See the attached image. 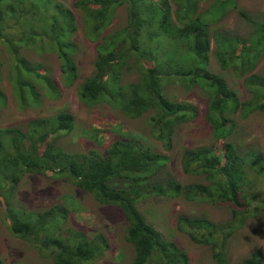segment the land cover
<instances>
[{"label":"trees","instance_id":"1","mask_svg":"<svg viewBox=\"0 0 264 264\" xmlns=\"http://www.w3.org/2000/svg\"><path fill=\"white\" fill-rule=\"evenodd\" d=\"M199 2L74 0L73 8L83 19L86 38L97 43L94 74L78 86V97L86 105L109 103L134 120L150 115L147 122L154 136L170 144L176 128L195 119L198 107L191 101L169 99L166 87L179 83L206 94L205 117L215 142L209 148L186 150L181 157L183 172L203 178L205 184L182 185L166 178L170 157L146 148L139 135L124 133L127 131L120 124L122 139L105 156L95 150L73 154L50 143L75 129V117L65 112L33 120L25 130L0 129V200L10 215V232L49 257L52 264H94L110 247L103 234L91 239L82 231L65 229L70 214L67 208L42 213L12 209L13 192L27 174L62 180L92 194L103 205L121 209L127 222L126 240L134 250L129 264H190L188 254L147 221L138 207L145 200L175 198L229 208L231 218L225 223L206 218L178 221L180 231L212 248L217 264H228V241L257 215L261 207L255 205L264 206V194L258 193V187H264V157L252 151L241 153L233 141L236 114L248 117L264 112V71L262 76L245 80L253 99L242 102L225 76L210 68L214 56L224 71L239 77L253 72L264 53V23L252 22L256 30L249 41L213 31L212 22L237 9L236 2L219 0L203 14ZM121 7L127 8V25L112 32ZM241 15L245 17L243 12ZM77 30L75 12L58 0H0V45L11 57L10 82L20 104L41 105L39 84L51 98L59 94L47 72L27 60L23 51L56 54L64 86L77 82L78 47L73 41ZM125 68L136 70L139 81L122 85ZM6 102L0 89V112ZM105 137L106 133L100 138ZM94 139L99 137H91ZM120 260H124L122 254L117 255V264ZM243 264H264V256L255 252Z\"/></svg>","mask_w":264,"mask_h":264},{"label":"rangeland","instance_id":"2","mask_svg":"<svg viewBox=\"0 0 264 264\" xmlns=\"http://www.w3.org/2000/svg\"><path fill=\"white\" fill-rule=\"evenodd\" d=\"M58 1L71 8L77 17L78 30L73 41L78 47V53L75 56L78 80L70 87L64 86L61 61L56 54L40 55L34 50L23 51L27 60L41 66L42 73L47 72V76L53 80L59 91L57 97L51 98L46 93L45 87L39 84L37 92L41 95V105L23 106L14 95L10 82L11 57L6 48L0 45L2 80L0 89L7 96V102L0 112V129L25 130L33 120L50 118L60 112H65L75 117V129L58 137L55 141L52 139L50 143L56 147L79 155L95 150L105 156L107 149L115 141L122 139L119 130L123 128L127 131L124 133L139 135L146 148L170 157L171 161L164 170L165 175L169 176L166 178H173L182 185L205 184L203 178L190 176L183 172L181 157L186 150L209 148L215 142L205 117L208 104L206 94L198 87L186 89L179 83H170L166 87L169 99L179 102L191 101L198 107L195 119L176 128L170 144L154 136L152 127L147 122L150 115L134 120L127 118L109 103L86 105L78 97V86L94 74L97 43L86 38L83 19L80 13L73 8L74 0ZM218 1L200 0L199 13H205ZM235 2L237 9L233 8L221 20L212 22L213 31L217 30L223 34L249 41L256 30L252 22L264 23V0H235ZM173 9L176 10L174 5ZM241 12L245 14V17L241 15ZM127 22V8L121 7L116 11L110 31L114 32L126 27ZM212 48L215 50L213 39ZM211 61L210 68L225 76L229 87L239 94L242 102L252 101L253 95L248 90L245 80L253 75L257 77L263 75L264 53L260 56L257 67L245 77L222 70L214 56ZM133 64L134 62H131V67ZM139 78L136 70L129 72L125 68L121 74V84L136 83ZM234 120L237 129L233 141L240 146L241 153L252 151L264 157V112H256L248 117H243L238 113L234 116ZM119 124L122 128L118 126ZM95 128H103L104 132L99 133ZM105 133L106 137L101 139L100 137ZM91 137H99V140H91ZM258 193L263 195L264 187L259 186ZM12 197V209L42 213L54 208H67L70 214H67L65 229L82 231L91 239L98 234L105 235L110 248L103 252L94 264H117L118 254L124 256V260H120L119 264H129L133 261L134 250L125 236L127 222L122 210L118 207L103 205L92 194L81 192L72 184H65L62 180L43 174L24 176ZM138 207L146 215L147 221L166 240L174 242L188 254L190 264H217L212 248L196 243L186 232L180 231L178 221L181 218H206L214 223H225L231 218L229 208L175 198H151L141 202ZM254 207H261L257 215L249 218L245 226L228 241V264H243L255 252H260L264 256V206L255 205ZM10 225V215L5 209L4 202L0 200V260L2 264H52L49 257H44L30 243L14 237L10 232Z\"/></svg>","mask_w":264,"mask_h":264}]
</instances>
